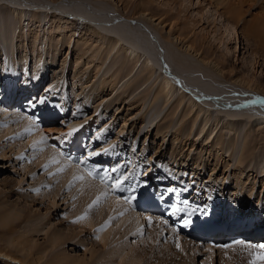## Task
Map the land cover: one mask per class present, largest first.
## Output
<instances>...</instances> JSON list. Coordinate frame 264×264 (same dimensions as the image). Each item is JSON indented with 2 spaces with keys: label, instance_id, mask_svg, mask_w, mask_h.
<instances>
[{
  "label": "rangeland",
  "instance_id": "1",
  "mask_svg": "<svg viewBox=\"0 0 264 264\" xmlns=\"http://www.w3.org/2000/svg\"><path fill=\"white\" fill-rule=\"evenodd\" d=\"M76 1L74 2L76 3ZM132 1H135L136 4L138 3V7H148L147 11L149 13L153 12L150 13L151 15L155 13L156 18L163 15L165 19L162 21L167 22V24L170 22L172 24L176 23L179 28V34L182 31L183 36L189 37V41L196 42L204 54L202 56L199 55L200 57L189 56L186 55L180 42L173 41L172 44L169 40L168 43L166 35L170 26H165L164 30H160L166 39L165 41L161 40V43L157 41L158 44H162L164 48L166 46L167 48L169 47L175 55L188 56L191 58L190 60L197 61L200 64L208 60L210 62L213 61L214 65L223 70V74L231 77H224L225 79H223V76L218 73L215 78L213 76L215 74L212 71L211 77L205 78L206 80H211V83L208 82L207 87L210 88L214 83L218 82L230 85V81L233 80H246L252 81V87L260 88L264 92V57L260 55L262 51H256L255 39L246 37L241 26L222 15L221 11L217 10L213 0ZM64 2L52 4L53 2L49 0H5L0 3V19H4L0 23V29L9 28L8 30L12 32L10 35L7 32V35L4 36L7 41L0 44V50L3 53L0 52V91H4L6 88L4 86L6 85L10 89L12 85L23 87V85L31 83L41 84L38 87L39 91L41 89L45 92L49 90L45 105L44 102H41L42 111L45 112L41 113L42 117L37 116L38 114L27 112V106L25 105L17 107L16 112V109L11 110L0 104V111L5 109L8 111V113L6 110L5 113H0V143L4 145L3 150L0 149V210L15 204L13 208L16 207L18 209L14 208V212L22 215L35 214L33 222L23 221L17 227L19 232L15 231L14 235L13 233L5 236L0 235V243L2 248H4V251L0 252V264H27V258L24 257L25 252L21 251L23 244L18 243L14 249L12 238H20V234L26 231L28 227H35L39 222L35 218L39 216L47 218L48 225L45 226L46 223H44L45 229L43 228V230L34 231L30 234L31 242L36 243L38 249L46 246L48 230L57 228L67 233L70 232L71 227L68 223L63 224L62 222L65 221V215L74 212V209L77 208L76 206L79 205V202L75 203L78 200L77 189L74 187L75 185L70 187L73 181L69 187L68 185L62 187L63 181H61L60 178L62 177L59 175L61 172L56 174L58 167L57 169L56 167L53 168L52 163H56L57 155L62 156L60 152H62L61 144H63V141H67V136L74 133L78 141L89 144V148H94L96 151L101 150V153L110 154V157L114 156L118 160L117 165L126 168L128 175H135L150 165L149 172L152 173L149 176L152 175V180L154 178L153 174L155 177L157 176V179L171 171L169 176L174 173V176L177 177L176 179H181L182 183H190L191 180L187 181V179L193 175L195 170L193 171L192 168L195 165L186 168L185 165L177 164V161L180 160L179 162L181 163L183 159L185 161H191L192 158L195 160L199 159L202 161L201 168L196 169V171L201 174L200 177L202 176L203 180H200L204 182V184L200 183V186L203 187V192L207 191L208 193V189L211 190L212 196L216 198V203L211 206H219V210L223 214L225 211L222 204H226L227 206L224 205L225 209L227 211L230 210L229 213L233 212L237 218H245L246 214L247 217L258 216V218L263 219L264 127H260L264 125L262 123L264 120L263 114L241 113L233 108H227V104L230 101V103L238 104L243 110L245 108L251 109L246 103L249 99L243 98L246 94L244 93L241 96L225 93L223 86H221L222 91L218 98L211 99L204 91L207 87L204 86L205 89H203L202 86L204 93L201 94L205 96H199L201 97L199 101L202 102V106H206L205 109L208 110V113H205V109L198 111L199 117L196 122L193 125H189L182 134L178 135L180 142L183 141V144L177 143L174 139L177 137L175 135L177 129L188 124L185 123L188 120L189 122L192 121V118L186 116L185 113L189 110V104L193 103L191 98L194 99V92L190 89V85L195 83V81L187 76H184V81L176 80L169 66L167 69L158 68V65L154 63L149 54H142L141 56L137 48L135 51L141 57L137 65L135 63L136 57L134 61L125 58L123 48L120 50L119 55L112 54L111 57L105 58L107 52L110 51L109 42L112 41L110 38L115 37L116 34L111 32L110 29L108 30L107 28L110 27L104 21L101 22V18L99 19L97 16L98 19L91 17V20H89L79 15L65 12V9H63ZM82 2V5L87 6L89 9V11H84V16L87 17L94 15L95 10L92 9L93 7L103 4H116V8L120 12L117 11L120 14L115 11L111 13L112 22L122 23L121 20L129 18L128 22L140 25L146 31L147 29L149 31L152 30L154 26L157 27V23H159V20H155L152 29H150L151 25L149 20L146 19L148 17L145 18L143 16L145 11L140 10L141 12L133 15V9H123L125 3L121 5L122 3L118 2V0H82ZM250 5L252 7L249 18L254 15H264V0H251ZM109 7L112 8L111 6ZM61 9L63 10L61 11ZM8 17L12 18L13 21L18 18V23L15 22L14 28L11 27ZM143 17L144 19H142ZM177 34L175 35L173 32L172 35L177 36ZM154 35L156 38H160L158 33ZM1 37L3 38V36ZM2 38L0 39L1 41L5 40ZM117 38L120 39L119 36ZM123 43L125 47H128L129 43ZM159 50L165 53L163 48L160 47ZM153 57L159 61V54ZM102 61L104 62L102 63ZM17 64L20 66H17ZM210 64L208 66L203 65V68L209 69ZM153 66L158 69L156 68L157 70L152 73V77L145 81V78H148L146 77V68ZM169 76H173L172 78L176 85L172 92L171 99L173 100L171 102L163 95L157 93L163 79ZM114 78H117V80L114 83H110ZM108 80L109 82L107 83L106 81ZM104 82L107 83L105 84L106 86H103ZM28 88L31 87L29 86ZM183 94L185 97H182ZM231 96H234L232 97L233 101L228 99ZM135 100L137 101L134 102ZM177 102L181 104H178L179 107H175ZM208 104H211L210 107H207ZM195 108H199V104ZM231 112H233V115H229ZM15 114L20 119L17 122L15 121L17 119L14 117ZM235 114L237 115L234 116ZM24 119L33 123L34 127L32 124L30 126L35 131L37 129L39 133L43 132L40 134V139L30 140L28 135H31V133L27 130L30 133L28 134L25 132L26 130L18 128V125ZM161 119L160 129L151 130L156 122ZM206 122L207 125L205 126ZM78 123L80 124L79 130L77 128L74 131L73 129L78 126ZM35 125L37 126L35 127ZM50 128H57L58 131L56 129L52 132L51 130H46ZM60 128H65V130ZM66 132L68 133L66 134ZM201 132L203 133L200 134ZM246 134L249 137L245 145L244 137ZM14 137L18 140H14ZM51 150L53 154L56 153L55 158L51 160L47 158L48 161L44 159L39 164L40 159H43L41 156L45 152H47L45 154L50 153ZM4 152L7 154H4ZM173 152H175L174 155H172ZM217 152L219 155L222 154V158L218 161L216 172L213 173L211 168L215 167L217 163ZM92 153L95 154V151ZM130 154L134 156L136 165L132 169L127 168L131 161L129 158ZM174 158H177V161H173L175 160ZM240 158L243 160L242 163H240ZM126 160L127 162L125 163ZM200 161H197V163ZM38 164L39 167H37ZM74 165L81 166L79 164ZM204 166H206V173ZM236 167L244 169L245 172L240 174ZM54 171H56L55 174H53ZM177 172L178 174L176 175L175 173ZM212 173L214 174L213 177H215L212 180L214 179L215 181L209 183L211 180L209 177ZM183 175L184 179L182 178ZM143 176H146V173L140 175V181L147 179ZM9 181H12L13 184L8 186L6 182ZM243 182H247L244 189L242 188ZM17 183H20V185L17 186ZM117 184H115V188ZM16 186L20 194L31 195L33 198L37 196L36 191L49 193L53 189L55 191L57 189L61 190L55 200L49 197L52 193L47 194L48 196L45 198L37 196L39 199L34 202L33 198L23 200L18 193L13 192L12 190L14 189L12 188ZM191 186L194 192L197 189V185L192 182ZM82 187L83 185H79L78 190ZM105 187L108 188L106 185ZM115 188H108L113 197L115 194L113 189ZM182 188L185 189L184 186ZM219 188L223 190L221 191ZM240 188L241 191L248 192L245 199L241 201L233 194L234 191L240 190ZM207 193H203L204 196L208 197ZM100 196L103 197L102 199L105 198V202L107 201L106 195ZM211 200V198L207 200V206L211 204ZM93 201V205L86 204L88 206H83L84 208H90L87 211L89 212L88 216L93 217L92 219L95 221L101 217V219L109 222L108 224L112 227L113 233H118L121 240L118 239L120 247L124 249L126 255L135 251L137 254H133L136 257L144 259L140 264H189L188 262L190 261L192 262L191 264H206V261H210L208 264L222 263L219 250L226 247L217 248L199 242H196L198 245L187 246L186 244L182 246L187 238L182 239L183 243H179V235L176 234L178 232L175 233V230L174 233L171 232L169 230L170 226L167 225H165V228L168 229L162 230L154 226L155 223L149 222L140 231L141 233H137L138 230L133 229L135 232L126 235L129 225L122 223V221L120 222V218L111 223L117 216L108 214L109 210L106 208L107 213L106 210H103L101 214V204L95 202L94 198ZM237 204L240 208L241 205L244 207L248 205V208L243 210L244 213H242L241 217L236 212L239 208L236 207ZM83 207L80 209H84ZM98 216L99 219L97 218ZM143 216L145 220V215ZM260 223L264 226V220ZM38 225L40 227L41 224ZM100 226L99 224L93 228L91 234L90 232L86 234L88 228L86 232H82L84 245L77 244L79 238L74 237L59 246V250H67L70 253L68 254L69 257L78 259V261L90 262L99 256L98 262L96 261L95 264H125L126 255L123 258L111 255L113 253L112 247L116 241L107 245L100 244L98 237ZM122 235L123 239L121 238ZM199 245L211 247L213 251H206V247L202 246L199 249ZM196 249L199 251H195ZM5 252L16 257L19 261L9 258L3 254ZM231 252H234L231 256L235 254V259L234 257L230 258V262L228 261L229 263L227 264H264V247L262 246L241 247L231 250ZM44 253L46 254V251ZM92 254H95L93 258ZM36 256L33 258L29 257L30 259L28 260L35 263ZM212 258H215V261H211ZM78 261L75 260L73 264ZM43 262L41 261L40 264H43Z\"/></svg>",
  "mask_w": 264,
  "mask_h": 264
},
{
  "label": "bare ground",
  "instance_id": "2",
  "mask_svg": "<svg viewBox=\"0 0 264 264\" xmlns=\"http://www.w3.org/2000/svg\"><path fill=\"white\" fill-rule=\"evenodd\" d=\"M2 1H5V0H2ZM2 1L0 0V3ZM49 1H52L53 2L52 4H56L57 2L58 3H61V2H64L65 1L64 2V6H63V9H65L64 10L65 12L71 13V14H74V15H79L81 17H84L85 19L91 20V17H93L95 19H98V18L100 19L101 18L100 21L101 22L104 21V23H106V25H108L110 27V28H107V29L108 30L110 29L111 32H113V33L116 34V36L117 35L119 36L120 39L117 38L118 36L117 37L115 36L113 38L112 37L110 38V39H112V41L109 42V44H110V48H109L110 51L107 52V54L105 55V58L106 57H111L112 54L119 55L120 50H122V48H123V50H124L123 52L125 53L124 54L125 55V58L126 59H129L130 61H134L135 60V57H136V62L135 63L137 65L138 61L141 58L140 55L138 53H136V51H135L136 48H137V51L139 53H141V56H142V54H146V55L149 54L150 55V58H152L154 60V63H156L158 65V68L167 69V67L169 66L171 68V70L173 71L172 74H174L173 76L176 78V80L182 81L183 78H184V76H187V77H189V78H191V79H193L195 81V83H193L192 85H190L191 86L190 89L194 92V96H193L194 99L191 98V100L193 101L194 104L193 103H190L189 106H188L189 107V110H187L188 112L185 113L186 116H189V117L192 118L191 120L193 122L192 121L189 122V120H188L187 122H185V123H188V124L184 125V127L181 126V128H178L177 129V131L175 132L176 133L175 135L177 137L174 138L175 141H177V143L183 144V141L180 142L178 135L182 134L185 131V128L187 129L189 125H193L196 122L197 118L199 117V112L202 111V110H204L206 108V106H202L203 105L202 102L199 101V98H201L199 96H205V95H203L201 93H204V91H205V93L208 94V97H210L211 99L218 98V95L222 91L221 86H223L225 93H233V94H237V95H241V96H243V94L245 93L246 95H244L243 98L249 99L248 102H246V103H248V106L251 109H246L245 108V110H243V109H241V107L238 104H236L234 102L230 103V101H229V104H227V108H233L234 110H237V112H241V113L253 112V114H259V115L263 114L262 117L264 118V92H262V90L260 88L252 87V85H253L252 84V81H246V80L245 81H238V80H233V81H230L231 82L230 85L228 83L224 84L223 82H218V83H214V85L209 88V87H207L208 86L207 84H208V82L211 83V80H206V79L209 78V77H211L212 71L214 72L213 74H215V75H213L214 77L216 75H218V73H219V75H222L223 76L222 77L223 79H225L224 77L231 78V77H228L230 75L226 76V74H223L224 73L223 70L221 68H219L217 65H214L213 61L210 62L208 60V61H206L203 64L202 63L200 64V63H198L196 61L197 62L196 63L195 61L190 60L191 58H189L188 56H181V55H178V54L175 55L174 52H171V50H170L169 47L167 48V46H166L164 48V46L162 44H158L157 43V41L158 42H160L161 40L162 41L163 40L165 41V39L167 38L166 40H168V43H169V40L171 41L172 44H173V41L180 42V45L182 44V47H184V50H185L186 55L193 56V57L195 56L196 57V56H199V55L202 56L204 54V52L201 51V48L198 47V44L196 42L189 41L190 40L189 37L183 36L182 31L179 34V32H178L179 31V28L177 27V24L176 23L172 24V22H170V23L167 24V22L162 21V20L165 19V18H163V15H160L159 18H156L155 17L156 16L155 13L153 15H151L150 13H153V12H150L149 13L147 11L148 10V7L147 8L146 7H142V6H141L142 8L141 7H138V3L136 4V2L135 1H132V0H128V1H126V0H118V2L122 3L121 5H124V3H125V5L123 6V9L127 10L128 8L129 9L132 8L133 9V15H134V13L136 15L137 12L138 13L141 12L140 10L145 11L143 16L145 18L148 17L146 19L149 20V23L151 25V28L150 29H152V27H153V22L155 20H159L158 21L159 23H157V27L154 26V28H155L156 31L154 30V28L152 30H150V31L147 29V31H146L145 28L141 27L140 25H135V24H132V23L128 22L129 18L128 19H125V20H121V22L123 24L122 23L112 22V20L110 18L111 13H113L114 11L115 12H118L119 11V9L116 8V4L115 5H110V4H105L104 5L103 4V5L96 6L95 8L93 7L92 9L95 10L94 11L95 12L94 15L87 17V16H84V11L85 10L86 11L87 10L89 11V9L87 8V6H83L82 5V3H83L82 0H77L76 3L74 2L75 0H70V1L69 0H61V1H59V0H49ZM254 1H256V0H254ZM14 2H16V1H14ZM213 3L215 4L217 10L221 11V14L224 15L228 20H231L235 24H237V25H239V26L242 27V31L244 32V34L246 35V37H251L252 39H255L254 41H255L256 46H257V47H255V49H256V51H258V50L262 51V53L260 55H262L264 57V15L263 14L261 16L254 15V16H252V18H249L250 11H251V7H252V5H250L251 0H213ZM109 6H111L113 9L110 8ZM63 9H61V11ZM78 12H79V14H77ZM114 17L116 18V16H114ZM144 17L142 19H144ZM139 19H140V17H139ZM3 21H4V19H0V23L3 22ZM8 21L11 23L10 24L11 27L14 28L15 22L18 23V18L14 19V21H13L12 18H9L8 17ZM160 26H162V27H160ZM165 26H170L169 31L167 32L166 38H165V35H163V33H161V31L164 30V27ZM8 29H5V28H3L2 30L0 29V39L2 38L1 36H3L2 39H5V40H2V41L0 40V44H2V42L7 41L6 40L7 38L4 37L5 35H7L6 34L7 32L9 33V35L12 34V32H10ZM173 32L175 33V35H176V33H178L177 36L172 35ZM96 33L99 36H101L97 31H96ZM156 33H158L160 35V38L159 39H158V37L157 38L155 37L154 34H156ZM114 38H115V40H113ZM184 40H187V41H184ZM123 42L129 43L128 47H125V45H124ZM3 44H5V43H3ZM157 46L159 48L160 47L163 48L165 50V53L164 52H161ZM114 51H115V53H114ZM0 52L2 53V50H0ZM158 54H159V61H158V59H155L153 57V56H157ZM205 55H206V53H205ZM167 59H171V60H167ZM121 60H123V59H121ZM198 60H199V58H198ZM104 61H102V63ZM209 64H210V68L209 69H204L203 68V65L204 66H208ZM18 65L19 64H17V66ZM15 66H16V64H15ZM156 68L157 67H154V66L153 67H150V68L149 67L146 68L147 69L146 70V77H148V78H145L146 79L145 81H147V79H149V78L152 77V73H154L158 69V68L157 69ZM222 68L224 69L223 66H222ZM173 76H169V77L164 78L163 79V82L161 83V85H159L158 92H157L158 94L163 95L170 102H171V100H173V99H171L172 98V92H173V89L176 87V85L174 84L175 81L172 78ZM35 77H36V75H35ZM115 80H117V78L112 79L110 81V83H114ZM106 82L108 83L109 80L106 81ZM106 82L103 83L104 84L103 86H106L105 85V84H107ZM31 84L34 85L33 86L34 89L35 88L37 89V85L35 83H31ZM39 86H41V85L39 84L38 87ZM202 86H203V89H205L204 86L207 87L206 90L203 91L202 90ZM30 87H32V86H30ZM185 95H187V94H185ZM182 97H185L184 94L182 95ZM232 97H234V96L228 97V99L231 100V101H233V98ZM136 101L137 100H135L134 102H136ZM178 104H180V102H177V104L175 105V107H179ZM197 104H199V108H195ZM210 105L211 104H208L207 107H210ZM191 107H193V108L191 109ZM5 110L4 111L3 110L0 111V113H3V112L5 113ZM204 111L206 113L208 110L205 109ZM7 113H8V111H7ZM40 113H42V112H40ZM232 113L233 112L229 113V115H233ZM5 115H7V114H5ZM16 115L17 114H15L14 117H16L17 119H15L14 117H13V119H15V121L17 122V120H20V119H19V116H16ZM236 115L237 114H235L234 116H236ZM6 118H7V116H6ZM71 121L73 122V120H71ZM143 121H144V118H143ZM73 123H71V124H73ZM126 123H128V122L126 121ZM126 123H125V125H126ZM161 123H162V119L160 121H157L156 124H155V126H154V128H152L151 130H154L156 128L157 129H160V124ZM262 123H264V120L262 121ZM31 124L33 126V123H30V121L24 119L18 125V128L20 127L21 129L26 130L25 132H27V130H28L31 133V135H28V136H30V140L31 139L32 140H34V139H40L41 138V135L40 134H42L43 132L42 133L41 132L39 133L38 132L39 130L37 131V129L35 131V129L32 128V126H30ZM77 125L78 126L73 129L74 131L78 127H80L79 126L80 125L79 123ZM206 125H207V122H206L205 126ZM36 126L37 125H35V127ZM205 126H203V128H205ZM260 127H264V125H262ZM55 129L57 130V128H53V129L50 128V129H46V130L47 131L48 130H51V132H52ZM60 129L65 130V128H60ZM78 130H79V128H78ZM203 130H205V129H203ZM29 132H27V133L30 134ZM68 132H70V131L68 130ZM68 132H66V134ZM202 133L203 132H201L200 134H202ZM18 134H19V131H18ZM51 135H52V133H51ZM255 135H256V133H255ZM248 137L249 136H247V134L244 137V139H245V142H244L245 145L247 144V141L246 140H247ZM13 139L16 140L17 138L14 137ZM75 139H76L75 137H70L69 138V142H72ZM206 139H208V137H206ZM0 145H1L0 146V149L3 150L4 145L2 143H0ZM37 145H38V143H37ZM212 145H213V143H212ZM42 147L44 148V146H42ZM89 150H91V149H89ZM62 152L64 153L63 150H62ZM218 152H217V156H216L217 157V163L215 164V167L211 168V171H213V173L216 172V169L218 168V163H219L218 161H220L221 158H222V154L220 153L221 155H219ZM45 153H47V152H45ZM4 154H7V153L4 152ZM44 154L41 156V158H43V159H40L39 164H41L44 159H46L48 161L49 158H50V160L53 159V158H55V154L56 153L53 154V151L51 150L50 153L45 154V155ZM91 154H93V153L90 152L89 155H91ZM174 154H175V152H173L172 155H174ZM57 157L58 158L55 160L56 161L55 165H57V166H55L56 169L58 167L57 170L55 169L57 171L56 174H58L59 172H61V173H59V175H60V177H62V178H60L61 181H63L62 187H66L67 185L69 187L70 184H71V182L73 181L70 187H72V186L75 185L74 187L77 189L76 190V194H78V200L75 203H78L79 202V205L76 206L77 208L74 209V212H72L71 214L65 215L67 219L65 218V221L62 222L63 224L68 223V225L71 227L70 228L71 229L70 232L67 233L66 231H63V230H60V229H57V228L51 229V227H52L51 226L50 227L51 230H48V232L46 231L47 232V239H46L47 243H46V246L45 247L44 246L42 247V249L41 248L38 249L36 247V243L31 242V240H30V234H32L34 231L43 230V228L46 225H48L47 224L48 223L47 218H43L41 216L35 218L36 220H39L38 224H41L40 227H39L38 224L35 225V227L33 226L34 228L33 227H30V228L28 227V229H26V231H24V232H22L20 234V238H17V237L16 238H12V242H13L12 243V246H13L14 249L17 247L18 243L23 244V247L21 248V251H24L25 252L24 257L27 258V262H26L27 264H38V263L40 264L41 261L43 262V259L45 260L43 262V264H73V262L75 260L78 261V259H74L72 257H69L68 254H70V253H68L67 250H59V246L65 244L68 240H71L74 237H78L79 238V240L77 241V244L84 245L85 242H84V240H82V239H84L83 238L84 235L82 234V232H84V231L86 232V229L88 228L86 234L88 232H90V234H91L93 228H95L99 224L101 225L100 226L101 228L98 229V237H99L100 244L107 245L108 243H111L113 241H116V243H115L116 245L114 244L113 247H112L113 248V253L111 255H114V256H118V257H122L123 258L126 255V252L124 251V249H122L120 247V242L118 241V239H119L118 233H113L112 227H110V224H108L109 222L105 221L104 219H101V217L99 219V216H98L97 218L99 220H97V221L93 220L92 219L93 217L91 218L90 215L88 216V213L89 212H87V211L90 210V208H86V207L84 208L83 207L86 204H88V205H91L92 204L93 205L94 204L93 198L95 199V202H98L99 204H101V207H100L101 208V211H100L101 214H102L103 210L108 209L109 210V213L108 214H110V215H114L115 214L117 216L114 220L112 219L113 222L111 221V223H114V221L117 218H120L121 219V220H119L120 222L122 221V223L129 225V229L126 232V235L135 232L134 231L135 229H137L138 230L137 233H139L140 231H142V229H144V226H146V223H149V222L150 223H153V224L155 223L154 226H156L157 228H160L162 230L168 229V228H165V225L169 226L167 222L162 221V220H160L158 218H154V216H148L146 214H141L140 212H134L133 210H131L129 208V206H128L127 203H125L123 200H121L120 197H118V196L117 197H115V196L113 197V195L109 192V189H110L109 187H108L109 188L108 189V188L105 187V185L103 183L98 182V181H96V180H94V179L91 178V176L89 174L88 167H85L84 168V166L83 167H81V166L78 167V166L74 165L76 163H73L71 161V155H68V157H70L69 160L73 164L70 163V161L68 159H66L65 157H60L59 155H57ZM241 158H243V157H241ZM130 159H131L130 162L132 164V168H135L136 165H135V158H134V156L131 155L130 156ZM174 159L175 160H173V161H177V158H174ZM179 161L180 160L177 161V164H179V165L181 164V166L182 165H185L186 168H188V166L191 167V166L195 165L192 168L193 171L195 170L193 172V177L192 178H194L196 176L198 178V180H200V179L203 180V178H201L202 176L200 177L201 174L196 171V169L201 168L200 165H201V162L202 161H200L199 159H196L195 160L193 158L191 159L192 162L191 161H188V160L185 161L184 159L181 161V163ZM197 161H200V162L197 163ZM242 161L243 160L241 159L240 160V163H242ZM51 162H53V161H51ZM126 162H127V160L125 161V163ZM39 164L37 165V167H39ZM78 164L79 165H82L81 163H78ZM55 167H53V168H55ZM205 167L206 166H204L205 173H206V168ZM145 169L147 170V173H149L150 165H148L147 168H145ZM236 169H237V171H239L240 174H243L245 172L244 169H241L240 167H236ZM56 171H54V174H55ZM165 171H166V169H165ZM200 171H202V169H200ZM168 172L170 173L171 171H168ZM169 173L167 175H169ZM213 173L209 177V178H211V180H210L209 183H212V182L215 181L214 180L215 177H213V175H214ZM175 174L177 175L178 172L175 173ZM56 177H58V176H56ZM170 177H171V175H170ZM174 178H177V177H175L174 176V173H173L172 174V178H170V179H174ZM182 178L184 179V175H183ZM212 178H214V179L212 180ZM162 179L163 180H166L167 179V176L166 177H162ZM170 179L168 181H170ZM188 179H187V181H188ZM180 181H181V179H180ZM245 183H247V182H245ZM245 183L244 182L242 183V188L243 189L245 188ZM6 184L9 186V185H11L13 183H12V181H9V182H6ZM17 184H18L17 186L20 185V183H17ZM189 184H190L189 185V189H190L192 182L190 181ZM79 185H83V187L78 190ZM17 186L15 188H12V189H14L12 191L18 193L20 195V197L23 198V200H28L30 198H33L31 195H30L31 196L30 197L29 195L24 194V193H21L20 194V191H17V189H18ZM222 188H224V187H222ZM222 188H219V189L222 191L223 190ZM225 188H226V186H225ZM191 189H193V188H191ZM60 190L61 189H57L55 191L53 189L49 193L46 192V191H41V193H40V191H36V194H37V196H39V198H45L46 196H48L47 194H52L53 193L52 195H49V197H52V199L55 200V198L57 197V195H59ZM113 190L115 191V189H113ZM245 191H246V189H245ZM106 192L108 194L109 193L110 194L109 195L106 194V197L108 199L105 202V200H104L105 198L102 199L103 197H101L100 195H105ZM196 192L199 193V194H201L202 197H204V198L206 197L203 194L204 193L203 192V187H201L200 185H197V189L195 190V193ZM197 193H196L195 196H197ZM247 193L248 192L241 191V188H240V190H236V191L233 192V194H235L234 196L236 198H239V201H241L242 199H245ZM207 194H208V197H206V199L204 201H207L210 198L212 199L211 200V204L208 205V206H211L213 203H216V198L212 196L211 190L208 189V193ZM0 195H1V193H0ZM37 196L36 197L34 196V198H33V201L34 202H36L39 199ZM249 196H251V195L249 194ZM247 203H249V202L247 201ZM247 203H242V204H247ZM88 205H86V206H88ZM239 205H241V204H239ZM13 206H10V207H7V208H2L0 210V235L2 234V235L5 236V235L10 234V233H13V235H14V232L15 231H18L17 230V227L23 221L29 223L30 221L33 222V220H34L35 214L34 215H32V214L22 215L21 213H16V212H14V210H15L14 208H16V207L13 208ZM96 206H98V205H96ZM82 207L84 209L81 210L80 208H82ZM236 207H239L236 212L239 214L238 216L241 217L242 213H244L243 210H245L246 208H248V205L245 206V207L241 205V208H240V206H238V204H237ZM95 208H97V207H95ZM16 209H18V208H16ZM85 209H86V211H84ZM247 210H249V209H247ZM250 210H252V209H250ZM94 211L96 212V210H94ZM106 213H107V210H106ZM217 213L214 214V216L215 215L217 216ZM143 215H145V220L143 219V217H144ZM245 216H246V214H245ZM235 217H237V216H235ZM229 218H230V216H229ZM230 219L231 220H234V219H232V217ZM144 222H145V224H144ZM213 222L214 221L212 219H208L205 222V224H210V223H213ZM44 223H46L45 226H43ZM156 223H157V225H156ZM169 230L174 233V230L175 229L169 228ZM121 238L123 239V235L121 236ZM178 238H179V243H183L182 242V239H185V238H182L181 236H179ZM186 244H187V246H193V244H197L198 245V243H196L195 241L190 240L189 238L186 239V242L183 243L182 246H184ZM1 245L2 244L0 243V252L2 253V251H4L3 250L4 248H2ZM200 246H202L204 248L206 247L204 245H199L198 248ZM260 246L264 247V243H261ZM40 247H41V245H40ZM241 247H247L248 248L250 246H249V244H236V245L231 246V247L223 248L224 250L223 249L219 250L220 251L219 252V256L221 255L220 256L221 262L223 264L229 263L230 262V258H233L235 256V254H234V256H231L234 253V252H231V250H236V249H239ZM45 251H46V254L44 253ZM195 251L198 252L199 250L196 249ZM206 251H211L212 252L213 249L211 247L210 248L209 247H206ZM47 252H48V254H47ZM133 253L134 254H137V252H135V251H133ZM133 253L131 252L129 255H126L125 256V258H126L125 259L126 260L125 264H140L144 260L142 257H136V255H134ZM3 254L7 255L9 258H11V259H13L15 261H19L16 257L12 256L11 254H8V252H5ZM94 255L95 254H92V258L94 257ZM35 256H36V262L35 263L34 262H30L28 260V259L33 258ZM98 259H99V256L98 257H95L90 262H85V261H81L80 260L76 264H95L96 261L98 262ZM214 259L212 258L211 261H215ZM234 259H235V257H234ZM206 262H207L206 264H208V262H210V261H206ZM188 263L191 264L192 262L190 261Z\"/></svg>",
  "mask_w": 264,
  "mask_h": 264
}]
</instances>
